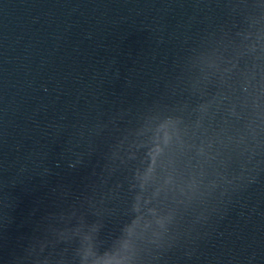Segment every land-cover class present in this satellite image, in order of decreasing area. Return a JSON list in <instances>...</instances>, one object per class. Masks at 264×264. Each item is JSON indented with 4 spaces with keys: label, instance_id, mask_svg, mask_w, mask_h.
I'll return each instance as SVG.
<instances>
[{
    "label": "water",
    "instance_id": "obj_1",
    "mask_svg": "<svg viewBox=\"0 0 264 264\" xmlns=\"http://www.w3.org/2000/svg\"><path fill=\"white\" fill-rule=\"evenodd\" d=\"M0 264H264V0H0Z\"/></svg>",
    "mask_w": 264,
    "mask_h": 264
}]
</instances>
